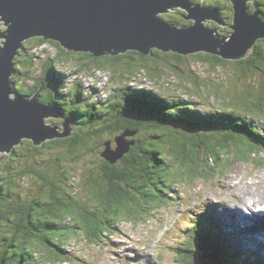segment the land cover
Here are the masks:
<instances>
[{"label":"trees","instance_id":"trees-1","mask_svg":"<svg viewBox=\"0 0 264 264\" xmlns=\"http://www.w3.org/2000/svg\"><path fill=\"white\" fill-rule=\"evenodd\" d=\"M191 3L223 8L224 16L230 18L229 23L225 21L226 28L233 23L231 0ZM249 8L260 13L264 23V0L251 2ZM187 15L186 10L176 9L160 18L187 28L194 23L185 18ZM213 23L207 28L228 32ZM44 44L54 48V55L40 60L41 53L35 49ZM196 64L211 67L215 76H209V69L200 77L192 71L194 75L187 78L184 69ZM228 64L233 65L232 71L218 70L226 71ZM45 65L56 76L52 83L59 95L58 91L53 98L41 94L39 102L73 115L80 130L41 145L25 139L10 158L0 155V246L5 247L0 249V264L74 262V256L66 253L72 243L96 241L115 220V225L122 227L124 219L135 221L164 210L176 190L175 183L196 181L205 174L204 167L209 178L214 171L217 175L227 173L236 162L261 154L254 138L264 139V134L254 123L264 122V40L256 43L248 57L232 61L210 53L181 55L157 49L148 54L129 51L97 58L36 37L24 43L14 61V92L35 96L47 83ZM115 70L119 74L114 81L118 79L122 86L128 80L144 78L170 91L175 87L179 95L166 99L163 93L155 96L153 90L143 89L138 94L119 90L117 98L126 97L119 104L114 102L116 94L102 92L103 99L99 94L89 95L88 89L79 85L71 92L64 89L63 74L84 81L99 73L108 78L107 72ZM169 71L173 75L168 80ZM122 92L125 95H120ZM61 98L73 99L74 109L64 107ZM198 101L209 106L207 113L196 110ZM128 131L134 132L133 137H126L130 150L111 165L103 156V146L116 145L117 137ZM202 216V220L211 218L208 213ZM201 218L190 222L182 248L175 249L180 263L241 264L242 254L229 253L231 244L225 240L227 246L221 245L213 226L201 225Z\"/></svg>","mask_w":264,"mask_h":264},{"label":"water","instance_id":"water-1","mask_svg":"<svg viewBox=\"0 0 264 264\" xmlns=\"http://www.w3.org/2000/svg\"><path fill=\"white\" fill-rule=\"evenodd\" d=\"M231 1L232 32L223 37L219 30L207 28L211 21L225 26L219 10L191 4V0H0V24L4 27L0 32V154L9 157L12 148L24 139L41 145L70 137L72 131L62 134L50 123L60 109L41 106L36 97L14 93V61L27 40L42 37L69 52L89 53L97 58L129 51L148 54L157 49L241 60L253 52L258 41L264 40V23L260 13L250 12L248 4L254 0ZM176 9L186 10L185 18L194 23L185 28L160 18ZM65 126H71L70 120ZM128 136L126 133L120 142L116 140L118 149L107 147L104 152L111 165L130 150Z\"/></svg>","mask_w":264,"mask_h":264},{"label":"rangeland","instance_id":"rangeland-1","mask_svg":"<svg viewBox=\"0 0 264 264\" xmlns=\"http://www.w3.org/2000/svg\"><path fill=\"white\" fill-rule=\"evenodd\" d=\"M1 28L4 27L0 24V31ZM36 49L38 53H41V59L53 56V50L50 46H45V48L39 46ZM224 68L226 71L223 69L218 70L226 73L234 69L233 65L230 64ZM209 69V76L214 77L215 73H213L212 68L203 64H196L193 65L190 70L188 68L184 70L188 78L194 75L192 71H196L197 77H200V74L202 75L204 72H208ZM107 74L110 79H103V77L100 76L89 79L85 78L83 83H85L86 89L94 91L92 96L98 95L99 91L96 88H89L93 86L91 83H96L94 84L96 87L107 90L106 94L113 90L114 82L118 86L121 85L117 82L118 79L114 81L119 71H108ZM167 74V79H171L173 74H171L170 71L167 72ZM102 80L107 83V86L104 85ZM143 80L145 79H139L137 82L132 80L128 81H130L131 87L140 88L138 84ZM98 83L103 84L105 87L99 86ZM28 85L30 86L32 83ZM149 85L155 89L167 88L163 86H154L151 83H149ZM170 89L172 90L170 95H179L174 91L175 87L174 89ZM179 93H181V91ZM36 96L37 94L33 97ZM86 97L89 96L86 95ZM198 103L199 106H196V110L201 114L207 113L209 106L199 101ZM254 126L260 128L264 134V122L256 120ZM129 134L132 135L134 132L130 131ZM120 138H122V136L119 135L116 140L119 141ZM118 141L117 145L107 143L103 147L106 149L107 147L110 149H112V147H117L116 149H118ZM256 142L264 144V140L262 139L256 140ZM257 147H259L261 151L259 156L245 157L242 161L236 162L227 173L217 175V171H214L212 172L214 174L209 178V170L204 167L205 174L196 181L192 183L186 182L185 184L181 182L175 183L174 189L176 190L171 195L170 204L166 205L164 210L151 212V214H148L145 218L135 221L124 219L122 227L115 225V220L111 223L112 227H109L107 231H104L103 234L98 236L96 241L90 242L83 239L78 244L72 243L67 248L66 253L73 255L75 261L60 264H181L180 257L175 253V249L180 246L182 248L185 242L184 240L187 238V234L190 231V222L196 217L201 218L205 213H211V211H208L209 208L215 211L212 214L214 219L210 218L206 223L208 226L213 225V234L215 238L220 240L221 245L227 246L224 244L225 239H227V237H224V234H226L230 240V246L236 248L235 250L227 246L230 250L228 251L229 253L238 252L245 256L256 257L264 264V259L262 257L264 256V244L259 243L256 240L257 237H253L255 241L251 238L252 236H256L261 230L264 232V225L262 229L258 225V229L242 230L243 232H238L236 229L237 227L232 222V218L236 217L239 218L240 221L243 220V222H246L244 214L236 213L234 210V207L238 205L243 207L242 202H240L241 200H249L252 198L257 203L264 204V164L256 166L258 161L264 159V147L259 145ZM101 148L102 147H100V149ZM252 159H257V161ZM226 183L232 184L229 191H224L222 189ZM235 183L238 187L235 186ZM173 196H175V198ZM234 196H236L237 199H235ZM221 202H223L222 205H220ZM249 206L252 210L255 209L254 205L251 204ZM249 210L251 209H245L246 212H249ZM221 214H224V218L221 217ZM262 222H264L263 219ZM247 226L250 225L247 224ZM259 237L263 238L262 236ZM256 245L259 246V249Z\"/></svg>","mask_w":264,"mask_h":264},{"label":"clouds","instance_id":"clouds-1","mask_svg":"<svg viewBox=\"0 0 264 264\" xmlns=\"http://www.w3.org/2000/svg\"><path fill=\"white\" fill-rule=\"evenodd\" d=\"M255 1V0H254ZM254 1H250L249 2V4L251 3V2H254ZM248 4V5H249ZM257 12V11H256ZM1 32V31H0ZM49 44H44L42 47H44L45 48V46H48ZM52 50H53V55H54V48L52 47ZM35 52H37V49H35ZM38 53V52H37ZM40 60H42L41 58H40ZM71 70H73L72 68H71ZM64 72H67V73H70L71 71H66V70H63ZM100 74H104V73H99L98 74V76H100V77H103V79L105 78L104 77V75H100ZM64 75V77H65V82H64V89L67 91V92H71L72 91V89L73 88H76V89H79V86H80V88L81 87H85L86 88V86H85V83H83V80H81L80 79V81H79V79H75V77H71L70 75H66V74H63ZM108 77V76H107ZM87 79H89L90 77H86ZM107 79H109V78H107ZM85 80V79H84ZM132 80V79H131ZM139 79H136V80H132V81H135V82H137ZM102 82L104 83V85H106L107 86V83L105 82V81H103L102 80ZM93 86H90L89 88H96L98 91H99V95L98 96H103L104 94H102V92H104V93H106L107 92V90H105V89H101L100 87H96V85H94V84H96V83H91ZM99 84V83H98ZM79 85V86H78ZM103 84H99V86H102V87H105ZM138 86L140 87V88H135V87H131V85H130V81H128L125 85H120V86H118L116 83L114 84V88H113V90L112 91H110L108 94H111L112 96L114 95V94H116V98L118 97L117 96V92L119 91V90H123V91H125V92H127V89H129V91L130 92H132V91H135V93H139V92H142V90L143 89H147V90H153L155 93H157V95H155V96H160V94L159 93H163L165 96V98L166 99H169L168 97L169 96H174V95H170V90L169 89H161V88H159V89H155L154 87H152L151 85H149V83L146 81V80H143V81H141V83L140 84H138ZM82 89V88H81ZM132 90V91H131ZM15 93V95L16 96H23L22 94H20V93H16V92H14ZM88 93H91L90 95H93L94 94V91H92V90H88ZM137 93V94H138ZM178 96V95H177ZM23 97H25V98H34L33 96H31V97H26V96H23ZM94 97H97V96H94ZM104 97V96H103ZM172 98H174V97H172ZM103 99H105V98H103ZM36 100H37V96H36ZM38 102V101H37ZM39 104V103H38ZM39 105H41V106H52V105H42V104H39ZM58 114V113H57ZM58 117H59V115H58ZM57 117V118H58ZM51 119L53 120V119H55L54 117H51ZM50 119V120H51ZM52 124V123H51ZM53 126H54V124H52ZM62 134L65 132V130L64 131H62V130H59ZM264 138V137H263ZM25 140V139H24ZM28 140V139H27ZM262 140H264V139H262ZM254 141H255V145L256 146H258L259 145V142L258 143H256V139L254 138ZM23 140L21 141V143L20 144H18V145H15L13 148H12V150H11V153H10V155H9V158H10V156L13 154V150H14V148L15 147H17V146H20V145H22L23 144ZM260 146V145H259ZM1 156H6L5 154H0ZM212 207H213V205H212ZM214 208V207H213ZM208 211H211V213H208V216L209 217H211L212 219H214L213 217H212V214L215 212L214 211V209H211V208H209L208 209ZM206 214V213H205ZM204 215V214H203ZM202 218H203V216H202ZM202 218H201V220H199L200 221V223H201V225H205V226H208L207 225V223H206V221H207V219L206 220H202ZM215 223V222H214ZM190 225V224H189ZM213 226V225H212ZM212 226H208V227H212ZM224 237H227V239H225L228 243H229V239H228V236H226V234H224ZM230 244V243H229ZM233 247V246H232ZM244 254H242L241 256H243Z\"/></svg>","mask_w":264,"mask_h":264},{"label":"bare ground","instance_id":"bare-ground-1","mask_svg":"<svg viewBox=\"0 0 264 264\" xmlns=\"http://www.w3.org/2000/svg\"><path fill=\"white\" fill-rule=\"evenodd\" d=\"M256 1V0H255ZM193 4V3H191ZM254 48V47H253ZM249 56V55H248ZM247 56V57H248ZM246 58V57H245ZM70 117V116H69ZM71 119V118H70ZM234 183V182H233ZM235 186H237V184L235 183ZM232 184L231 183H226V185H224L222 187V189L224 191H229V189H231ZM238 187V186H237ZM236 187V188H237ZM241 197V196H240ZM235 199H237L236 196H234ZM239 200V199H238ZM240 202H242L243 207L241 206H236L234 207L236 213H242L245 216L246 222L240 221L239 218H232V222L234 223V225L237 227V231L238 232H243V231H247V230H253V229H258L259 227L262 229L264 222H262V219L264 220V204L263 203H257L255 200H253L252 198H250L249 200H241ZM223 202L220 203V205H222ZM229 204V203H227ZM254 205V208L252 210V208L249 205ZM215 205V204H214ZM237 205V204H236ZM251 209L249 210V212H246L245 209ZM261 209V210H260ZM200 213V212H199ZM224 214H221V217L224 218L223 216ZM248 215V216H247ZM247 224H249L250 226H247ZM259 225V227H258ZM208 227V226H206ZM243 230V231H242ZM259 236H262L263 238H260ZM253 237H257L256 240L261 243L264 244V232L261 230L259 231L258 234H256V236H252V240L255 241V238ZM247 242V241H246ZM254 243V242H253ZM257 246V245H256ZM259 249V246H257ZM259 251V250H258ZM264 259V256H262ZM225 261V260H224ZM241 262V264H262L261 260H258L256 257H251L248 255H243L241 257V259L239 260Z\"/></svg>","mask_w":264,"mask_h":264},{"label":"flooded vegetation","instance_id":"flooded-vegetation-1","mask_svg":"<svg viewBox=\"0 0 264 264\" xmlns=\"http://www.w3.org/2000/svg\"><path fill=\"white\" fill-rule=\"evenodd\" d=\"M214 8H216V7H214ZM217 9V8H216ZM221 9V8H220ZM217 10H219V9H217ZM220 12H221V16H222V18H223V20L224 21H228V23H229V21H230V18L228 17V16H224V14H226L225 12H224V9L222 8L221 10H219ZM210 23L211 22H209L208 23V26L210 27ZM213 24H216L217 25V28H219V27H221L219 24H217L216 22H214ZM225 25H226V23H225ZM231 25V24H230ZM222 27H224V28H226L225 26H222ZM227 30H228V32L227 33H224V30H223V28L222 29H218L220 32L222 31L223 32V36H228L232 31H231V29L230 28H226ZM229 31H231V32H229ZM46 67H47V65H45ZM46 72H47V75H46V77H45V79H46V81L45 82H47V83H45V85H44V87H41V89L39 90V92L37 93V101H38V103L39 104H44V103H40L39 102V95H41V94H48V96H50V98H53L54 96H55V93L58 91V95H59V89L57 88H55L54 87V84L52 83V77H55L56 78V76H55V74H53L52 73V70L50 69V67L48 68H46ZM45 72V73H46ZM43 74H44V72H43ZM122 94H124L125 95V92H122L120 95H122ZM119 95V96H120ZM125 100H126V97L125 98H117L116 99V101H114V102H119V104H123L124 102H125ZM62 101H65V103H66V105L67 106H65L64 105V103H62ZM60 102H61V104L64 106V107H70V108H72V109H74V107H73V104H76L75 102H74V100L72 99L71 100V98H61V100H60ZM58 115H59V117L58 118H55V119H51L50 120V123H52V124H54V126L55 127H57V128H59V130H62V131H64V130H66V131H70V130H72L71 131V135L70 136H72V134H73V132H74V130L75 129H77V125H76V123H75V120H74V117H73V115H70V117L69 116H66V115H64V113L63 112H58ZM71 118V119H70ZM69 120H70V122H71V126H69V127H66L65 125H66V123L67 122H69ZM79 128V127H78ZM129 133V132H128ZM128 137H133V135H130V136H128ZM68 138V137H67ZM66 139V138H65ZM0 249H5V247L3 246V248H2V246H0Z\"/></svg>","mask_w":264,"mask_h":264}]
</instances>
